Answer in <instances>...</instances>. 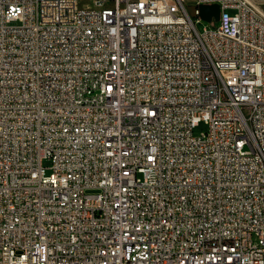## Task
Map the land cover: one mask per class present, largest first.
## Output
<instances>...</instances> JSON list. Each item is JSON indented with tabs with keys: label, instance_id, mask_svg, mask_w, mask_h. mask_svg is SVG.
<instances>
[{
	"label": "built area",
	"instance_id": "1",
	"mask_svg": "<svg viewBox=\"0 0 264 264\" xmlns=\"http://www.w3.org/2000/svg\"><path fill=\"white\" fill-rule=\"evenodd\" d=\"M0 264H264L251 0H0Z\"/></svg>",
	"mask_w": 264,
	"mask_h": 264
},
{
	"label": "water",
	"instance_id": "2",
	"mask_svg": "<svg viewBox=\"0 0 264 264\" xmlns=\"http://www.w3.org/2000/svg\"><path fill=\"white\" fill-rule=\"evenodd\" d=\"M189 10L192 14L195 12V7L193 5L189 6ZM220 12V7L218 5H212V6H202L201 7V14L202 17L210 21L212 23H216L218 21Z\"/></svg>",
	"mask_w": 264,
	"mask_h": 264
},
{
	"label": "rangeland",
	"instance_id": "3",
	"mask_svg": "<svg viewBox=\"0 0 264 264\" xmlns=\"http://www.w3.org/2000/svg\"><path fill=\"white\" fill-rule=\"evenodd\" d=\"M187 2H192V0H186ZM259 9V11L264 15V0H251ZM204 27H211L210 24L208 22H201L200 24H198V28L200 30H203ZM206 127L204 124L199 125L197 128H195L194 130V134L195 135H199L202 131H205ZM44 165L45 166H49V162L48 161H44ZM47 172L50 173V170L47 169Z\"/></svg>",
	"mask_w": 264,
	"mask_h": 264
}]
</instances>
